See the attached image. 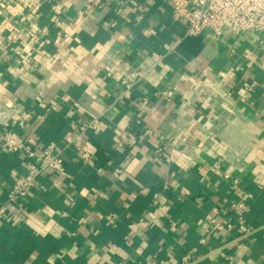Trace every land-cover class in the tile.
Returning a JSON list of instances; mask_svg holds the SVG:
<instances>
[{
  "label": "crops",
  "instance_id": "crops-1",
  "mask_svg": "<svg viewBox=\"0 0 264 264\" xmlns=\"http://www.w3.org/2000/svg\"><path fill=\"white\" fill-rule=\"evenodd\" d=\"M86 1L0 0V264H264V32L186 36L171 0ZM119 61L152 66L129 98L126 66L102 70ZM5 130L64 165L14 203L27 159Z\"/></svg>",
  "mask_w": 264,
  "mask_h": 264
},
{
  "label": "built area",
  "instance_id": "built-area-1",
  "mask_svg": "<svg viewBox=\"0 0 264 264\" xmlns=\"http://www.w3.org/2000/svg\"><path fill=\"white\" fill-rule=\"evenodd\" d=\"M101 1L87 0L86 8L97 6ZM171 2L172 16L177 20L185 21L186 36L198 35L206 29L214 33L224 30L232 31L235 34L240 32H264V0H171ZM122 66L127 68V80L123 85L120 98H129L133 86L146 77L152 66H145L140 63L132 67L125 61H119L105 63L102 70L107 76L111 77L116 75ZM13 114L14 106L11 103H0L1 126L6 127ZM106 127L107 125L98 117H92L82 125L83 130H90L93 133L102 132ZM131 136L129 133L120 132L114 146H122L123 142ZM1 138L5 148L12 151L21 148L27 159L28 174L19 176L14 180L7 194L6 203H14L26 196L39 176L52 175L64 170L62 156L53 145L48 148H39L33 137L22 138L11 130H5ZM92 154L91 150H84L80 152V157L87 161ZM232 206L243 210L246 207L242 201L235 202ZM5 213L6 205L2 204L0 205V219ZM210 221L216 231L229 230L231 227L230 224L216 222L214 217ZM199 243L205 245L206 239L201 238ZM193 251L192 249L181 257L182 264H190L189 259Z\"/></svg>",
  "mask_w": 264,
  "mask_h": 264
}]
</instances>
